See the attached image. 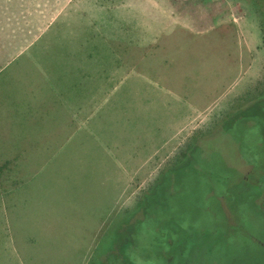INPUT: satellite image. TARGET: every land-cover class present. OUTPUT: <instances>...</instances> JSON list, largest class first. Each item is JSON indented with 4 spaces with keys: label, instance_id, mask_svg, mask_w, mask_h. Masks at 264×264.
I'll return each mask as SVG.
<instances>
[{
    "label": "rangeland",
    "instance_id": "rangeland-1",
    "mask_svg": "<svg viewBox=\"0 0 264 264\" xmlns=\"http://www.w3.org/2000/svg\"><path fill=\"white\" fill-rule=\"evenodd\" d=\"M0 264H264V4L0 0Z\"/></svg>",
    "mask_w": 264,
    "mask_h": 264
},
{
    "label": "trees",
    "instance_id": "trees-1",
    "mask_svg": "<svg viewBox=\"0 0 264 264\" xmlns=\"http://www.w3.org/2000/svg\"><path fill=\"white\" fill-rule=\"evenodd\" d=\"M260 3H263L264 4V0H258Z\"/></svg>",
    "mask_w": 264,
    "mask_h": 264
}]
</instances>
